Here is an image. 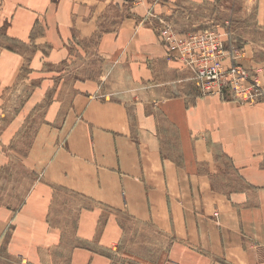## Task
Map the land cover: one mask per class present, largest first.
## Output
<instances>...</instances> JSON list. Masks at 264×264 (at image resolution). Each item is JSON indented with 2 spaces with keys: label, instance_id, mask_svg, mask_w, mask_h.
Listing matches in <instances>:
<instances>
[{
  "label": "crops",
  "instance_id": "1",
  "mask_svg": "<svg viewBox=\"0 0 264 264\" xmlns=\"http://www.w3.org/2000/svg\"><path fill=\"white\" fill-rule=\"evenodd\" d=\"M213 1L0 0V179L16 180H0V240L12 235L10 253L60 244L50 218L59 189L94 204L77 212L79 242L114 250L117 213L170 239L152 264H264V105L181 87L187 69L166 59L158 31L178 4ZM255 20L264 28V0ZM70 264L112 260L78 246Z\"/></svg>",
  "mask_w": 264,
  "mask_h": 264
},
{
  "label": "rangeland",
  "instance_id": "2",
  "mask_svg": "<svg viewBox=\"0 0 264 264\" xmlns=\"http://www.w3.org/2000/svg\"><path fill=\"white\" fill-rule=\"evenodd\" d=\"M177 7L170 20L167 23H161L158 31L169 26L180 34L204 31H213L218 34L224 51L237 57L231 61L230 56H225L219 60L221 66L227 67L232 62L240 65L247 71L249 80L260 86L258 97L253 102H244V104L248 107H254L257 104L264 105V28L259 27L255 20V0H215L204 2L199 6L183 2ZM83 61L81 58V62ZM82 64L80 63L79 66L81 67ZM89 65L90 70L95 72L100 62L92 61ZM178 79L183 82L181 87H185L189 92L197 91L198 85L188 70H184ZM238 104L244 105L243 102ZM170 147L174 157H177L176 144ZM0 180L3 185L16 182L12 176H3ZM231 182L237 184L235 176H232ZM237 188V186H228L224 189L233 191ZM54 199L50 218L53 219L52 227L62 232L60 244L51 248L21 249L10 253L7 246L12 235L7 233L0 240V264H70L71 250L78 246L87 247L93 252L108 256L112 264H152L160 253L163 254L168 249L170 244L168 237L160 236L151 228L139 225L125 215L117 213L112 214L118 217L117 221L122 229V235L114 250H103L94 243L79 242L74 235L77 212L82 207H93L94 204L59 189L56 190ZM11 204L15 205L14 202ZM29 238H32V235H29ZM35 238L38 236L33 237ZM27 244L30 247L32 245V247L46 246L41 242H28Z\"/></svg>",
  "mask_w": 264,
  "mask_h": 264
},
{
  "label": "built area",
  "instance_id": "3",
  "mask_svg": "<svg viewBox=\"0 0 264 264\" xmlns=\"http://www.w3.org/2000/svg\"><path fill=\"white\" fill-rule=\"evenodd\" d=\"M165 47L166 59L184 65L193 75L201 96H219L242 103L253 102L260 86L249 80L247 71L233 62L223 67L220 61L226 53L219 35L213 31L180 34L165 26L159 31Z\"/></svg>",
  "mask_w": 264,
  "mask_h": 264
}]
</instances>
